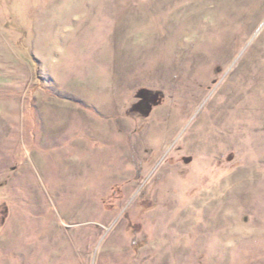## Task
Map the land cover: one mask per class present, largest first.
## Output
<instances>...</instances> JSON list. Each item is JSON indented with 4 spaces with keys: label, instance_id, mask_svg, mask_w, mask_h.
I'll list each match as a JSON object with an SVG mask.
<instances>
[{
    "label": "rangeland",
    "instance_id": "obj_1",
    "mask_svg": "<svg viewBox=\"0 0 264 264\" xmlns=\"http://www.w3.org/2000/svg\"><path fill=\"white\" fill-rule=\"evenodd\" d=\"M0 264H264V0H0Z\"/></svg>",
    "mask_w": 264,
    "mask_h": 264
}]
</instances>
